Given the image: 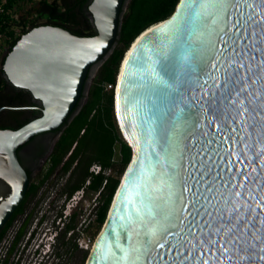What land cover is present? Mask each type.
Wrapping results in <instances>:
<instances>
[{
	"label": "water",
	"instance_id": "95a60500",
	"mask_svg": "<svg viewBox=\"0 0 264 264\" xmlns=\"http://www.w3.org/2000/svg\"><path fill=\"white\" fill-rule=\"evenodd\" d=\"M125 1H91L94 35L41 24L7 54L43 112L0 128V230L30 183L19 148L67 121ZM116 114L133 157L86 264H264V0H180L127 51Z\"/></svg>",
	"mask_w": 264,
	"mask_h": 264
},
{
	"label": "trees",
	"instance_id": "16d2710c",
	"mask_svg": "<svg viewBox=\"0 0 264 264\" xmlns=\"http://www.w3.org/2000/svg\"><path fill=\"white\" fill-rule=\"evenodd\" d=\"M91 1L0 0V32L2 38L7 39L8 53L25 32L41 24L60 25L80 35L96 34L97 28L89 8ZM179 1H125L116 43L96 63L95 81L89 87V76L81 99L62 125L65 130L55 147L50 171L63 163L64 171L72 170L64 188L70 196L83 187L87 197L93 198L97 194V205L93 209L96 215L95 236L107 220L115 194L133 157V147L124 137L116 114V88L122 62L136 38L146 28L171 16ZM7 54L0 69V128H19L42 114L43 103L29 89L15 85L8 78L4 69ZM94 163L101 165L100 172L92 171ZM108 169L112 171L107 173ZM73 226L74 223L70 222V229ZM89 254V250H84L82 257L78 258L81 264H86Z\"/></svg>",
	"mask_w": 264,
	"mask_h": 264
},
{
	"label": "flooded vegetation",
	"instance_id": "af4514ba",
	"mask_svg": "<svg viewBox=\"0 0 264 264\" xmlns=\"http://www.w3.org/2000/svg\"><path fill=\"white\" fill-rule=\"evenodd\" d=\"M64 130L65 126H61L42 132L19 148V157L30 183L14 216L1 229L0 264H57L59 261L68 264L70 255L81 258L84 254L79 245L85 233L82 203L90 197H87L85 187L71 196L65 191L72 170L64 171V163L50 171L55 147ZM95 219L96 215L91 216V227L95 226ZM70 222L74 223L72 229Z\"/></svg>",
	"mask_w": 264,
	"mask_h": 264
},
{
	"label": "built area",
	"instance_id": "2783aa9c",
	"mask_svg": "<svg viewBox=\"0 0 264 264\" xmlns=\"http://www.w3.org/2000/svg\"><path fill=\"white\" fill-rule=\"evenodd\" d=\"M6 1V0H4ZM1 7V5H0ZM3 35L2 33L0 32V69L3 67V63H2V59L4 58V56L8 53V44H7V39L5 38H2ZM111 86V85H110ZM102 169L101 165L100 164H97V163H94L93 164V168H92V171L94 172H100ZM112 171V169H108L107 170V173H110ZM90 199H93V207L90 209V214H92V216L94 217L95 214H94V207L97 205V194H95L93 196V198H90ZM90 203L89 206L92 205ZM91 218V217H90ZM90 218L88 217H85V229L87 227H91L90 226ZM92 230H85V233L83 234V236L80 238L79 240V245L84 249V250H89L91 251L92 247H93V244L95 242V239L97 236H95L94 234V231H95V226H92L91 228Z\"/></svg>",
	"mask_w": 264,
	"mask_h": 264
},
{
	"label": "rangeland",
	"instance_id": "374dc122",
	"mask_svg": "<svg viewBox=\"0 0 264 264\" xmlns=\"http://www.w3.org/2000/svg\"><path fill=\"white\" fill-rule=\"evenodd\" d=\"M97 71H98V66L95 67V69L93 70V73L89 79V83H88V86L91 87V85L93 84V82L95 81L96 79V76H97ZM91 196V195H90ZM90 203L92 204L93 203V199H90L88 198L86 201H84L82 204L84 206V215L85 217H88L90 218L92 216L93 213L90 214V209L93 207V204L91 206ZM92 227H87L85 230H92L91 229ZM56 262V261H55ZM56 264V263H54ZM57 264H62L60 261L57 263ZM68 264H79V261H78V257L76 255L75 258H70L69 261H68Z\"/></svg>",
	"mask_w": 264,
	"mask_h": 264
},
{
	"label": "snow or ice",
	"instance_id": "6c2138e0",
	"mask_svg": "<svg viewBox=\"0 0 264 264\" xmlns=\"http://www.w3.org/2000/svg\"><path fill=\"white\" fill-rule=\"evenodd\" d=\"M166 83V82H165ZM160 247H163V245H160ZM260 259H264V257H260Z\"/></svg>",
	"mask_w": 264,
	"mask_h": 264
}]
</instances>
